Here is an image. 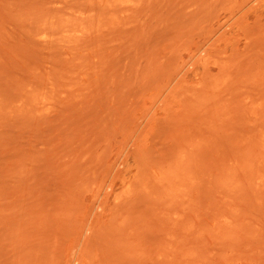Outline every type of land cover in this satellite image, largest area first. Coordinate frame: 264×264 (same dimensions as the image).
I'll use <instances>...</instances> for the list:
<instances>
[{
  "label": "rangeland",
  "instance_id": "374dc122",
  "mask_svg": "<svg viewBox=\"0 0 264 264\" xmlns=\"http://www.w3.org/2000/svg\"><path fill=\"white\" fill-rule=\"evenodd\" d=\"M0 264H264V0H0Z\"/></svg>",
  "mask_w": 264,
  "mask_h": 264
}]
</instances>
